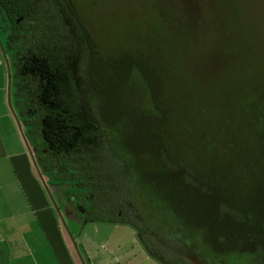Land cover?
I'll use <instances>...</instances> for the list:
<instances>
[{
	"label": "trees",
	"instance_id": "16d2710c",
	"mask_svg": "<svg viewBox=\"0 0 264 264\" xmlns=\"http://www.w3.org/2000/svg\"><path fill=\"white\" fill-rule=\"evenodd\" d=\"M218 2L245 21L236 0ZM194 14L181 15L170 35L193 36L206 20ZM0 17L10 25L18 95L37 124L40 162L88 190L72 211L135 226L164 264H189L179 255L264 264L263 60L253 56L239 69L245 81L234 91L217 85L207 96L157 43L104 56L74 0H0ZM227 75L215 71L211 80ZM114 176L126 178L128 196ZM140 195L160 224L142 217Z\"/></svg>",
	"mask_w": 264,
	"mask_h": 264
},
{
	"label": "rangeland",
	"instance_id": "374dc122",
	"mask_svg": "<svg viewBox=\"0 0 264 264\" xmlns=\"http://www.w3.org/2000/svg\"><path fill=\"white\" fill-rule=\"evenodd\" d=\"M74 1L79 6L82 21L90 30L104 56H118L126 51L146 48L150 43H157L162 47L172 66L181 70L187 76L189 83L197 80L207 96L211 95V91L213 92L217 85L228 88V91H234L238 85H243L245 77L239 75L241 73L239 69L247 66L253 56L257 63L264 61V0H236L242 10L241 13L245 16V21L242 22L238 19H230L233 16L231 8L224 6L218 0ZM193 13L197 16L201 14L206 18L203 27L199 26V30L191 37L170 35L169 30L174 31L181 15L191 16ZM242 23L245 24L247 32L252 31V34H248L250 37H240L241 35L237 34ZM9 26V22H5L0 17V129L9 150L21 153L23 157L2 162L7 173H2L1 177L15 179L17 175L13 170L16 162L20 163L18 177L24 179L29 175L26 166L30 163L36 176L52 195L56 209L63 212L68 205L71 210V207L76 206L75 202L81 200L83 193L88 190L72 185L78 183L77 181L54 177L56 174L50 169L46 170L40 162V154L38 150L35 151V148H40L37 124L31 117L24 115V100L18 95L16 51L8 44ZM176 34L179 36L178 33ZM215 71L230 75L224 76V82L218 80L214 84L212 80L217 79L214 76ZM81 82L86 88L91 87L89 71H82ZM230 83L233 87H230ZM30 145L34 147L32 153L29 149ZM111 183L116 184L118 186L116 190L122 194L124 191V196H128L131 192L128 183L124 187L126 178L123 176H114ZM57 190H61L62 198L58 196ZM139 197L142 217L150 224H160L147 198L143 195ZM82 216L81 226L85 227L83 237L89 241L111 247L125 244L127 249L138 248L140 243L144 244L138 228L131 224L103 221L97 219V214L93 213H84ZM63 224L66 228L71 224L66 216ZM141 230L146 233L145 228ZM146 238L152 239L148 234ZM71 240L74 243L72 238ZM153 242H156V246L163 245L174 251V245L169 246L167 241L165 245L159 239L158 241L153 239ZM144 247L147 252L145 249H133L128 252L130 257L139 260L142 258L141 254L145 256L149 250L145 244ZM179 256L189 264H202L194 256Z\"/></svg>",
	"mask_w": 264,
	"mask_h": 264
},
{
	"label": "crops",
	"instance_id": "0c3cea01",
	"mask_svg": "<svg viewBox=\"0 0 264 264\" xmlns=\"http://www.w3.org/2000/svg\"><path fill=\"white\" fill-rule=\"evenodd\" d=\"M21 157L9 150L0 129V264H164L142 252V258L133 260L128 252L146 250L142 243L127 249L125 244L111 247L85 239L82 216L68 205L63 212L56 209L30 163L24 179L18 177L20 163L16 162V178L1 177L7 173L2 162ZM57 193L62 198L61 190ZM65 216L71 222L68 228L63 224Z\"/></svg>",
	"mask_w": 264,
	"mask_h": 264
},
{
	"label": "flooded vegetation",
	"instance_id": "af4514ba",
	"mask_svg": "<svg viewBox=\"0 0 264 264\" xmlns=\"http://www.w3.org/2000/svg\"><path fill=\"white\" fill-rule=\"evenodd\" d=\"M10 6H11V4L5 6V5H2V3H1V8H2V9L9 8ZM22 19H23V18H19L18 21H17V24H19V23L22 21ZM30 147H31V150L34 151V147H33L32 145H30ZM36 150H37V149L35 148V151H36Z\"/></svg>",
	"mask_w": 264,
	"mask_h": 264
},
{
	"label": "water",
	"instance_id": "95a60500",
	"mask_svg": "<svg viewBox=\"0 0 264 264\" xmlns=\"http://www.w3.org/2000/svg\"><path fill=\"white\" fill-rule=\"evenodd\" d=\"M29 149L31 150V148L29 147ZM31 153H32V150H31Z\"/></svg>",
	"mask_w": 264,
	"mask_h": 264
}]
</instances>
